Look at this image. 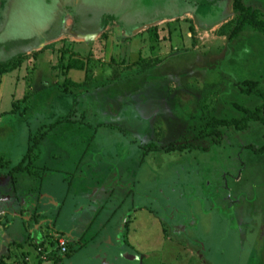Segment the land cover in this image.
<instances>
[{"label":"rangeland","instance_id":"obj_1","mask_svg":"<svg viewBox=\"0 0 264 264\" xmlns=\"http://www.w3.org/2000/svg\"><path fill=\"white\" fill-rule=\"evenodd\" d=\"M24 1L8 42L50 13ZM233 1L162 0L151 22H108L80 42L66 21L54 37L0 52V191L24 194L44 176L64 197L45 264H264V152L255 153L263 128L219 127L220 145L207 135L211 120L239 118L232 105L261 104L237 83L257 81L264 91V35L247 25L232 35ZM240 1L264 21V0ZM76 62L84 69L70 70L83 74L69 77L82 76L83 87L72 82L65 92L64 72ZM37 139L32 166L14 173ZM96 195L100 214L80 244L68 243L66 234L82 232L99 208ZM174 217L186 238L171 228Z\"/></svg>","mask_w":264,"mask_h":264},{"label":"flooded vegetation","instance_id":"obj_2","mask_svg":"<svg viewBox=\"0 0 264 264\" xmlns=\"http://www.w3.org/2000/svg\"><path fill=\"white\" fill-rule=\"evenodd\" d=\"M0 35L6 30L8 21L12 13L16 16L25 8L24 0H0ZM162 0H41L40 6L35 5V0H30V3L26 6L31 5L35 10L43 11L45 8H48L50 13L40 19L35 24L41 25V28H45L44 32L40 34L38 38H34L26 44L20 45L15 50L12 46L11 50L13 52L18 51L23 46L31 44L33 46L35 42H38L43 39L54 37L58 32L59 27L68 21V26H76L77 33L80 36L89 35L90 28L104 26L108 22H113L119 28L125 26L126 24H134L137 26L139 23L151 22V14L157 8L162 7L160 3ZM159 6V7H158ZM90 11V13H89ZM44 12V11H43ZM93 18V22L89 18ZM133 26V25H132ZM14 29V26L12 27ZM4 34V33H3ZM7 34L4 36V38ZM13 41V40H12ZM7 40L5 42H0V52L8 53L9 43ZM40 180H38L39 183ZM37 183V184H38ZM7 190L6 193L9 195H4L0 197V250L4 245L7 247V242L4 235L7 234L10 229L11 224L7 221V218L15 216L16 218H21V220H26L28 218L29 222L32 221V225L23 226V231L25 228V235L28 238L27 243L30 241L36 242L38 239H52L56 235V228L54 223V218L59 217V210L62 207L59 205L56 207L58 211L52 210L53 205L51 200L39 201V204H36L32 201L31 194H15L10 193L11 190ZM10 191V192H9ZM5 193V194H6ZM25 193V192H24ZM26 197V199H25ZM31 197V198H30ZM40 198V197H39ZM53 203V202H52ZM40 205V206H37ZM57 206V204H56ZM38 207V211L37 210ZM88 212H89V202H87ZM31 210L30 214L25 216L24 212ZM168 217V216H166ZM129 219V217H128ZM177 218H171L170 223L173 224V231L177 236H182L186 238L184 233H179L182 226H179L174 222ZM169 221V220H168ZM127 223V222H126ZM125 223V224H126ZM126 226V225H125ZM124 226V227H125ZM184 229V228H183ZM89 232V213H88V222L86 227L80 233L77 230L69 231V234L65 236L68 243L79 242V235H86L85 233ZM122 236V235H121ZM26 241V239H25ZM124 242V239H122ZM195 242V241H194ZM200 247V243L195 242ZM87 245V244H85ZM4 254V253H3ZM2 254V255H3ZM0 256V259L2 257ZM6 255V254H5ZM123 255V254H122ZM124 256V255H123Z\"/></svg>","mask_w":264,"mask_h":264},{"label":"trees","instance_id":"obj_3","mask_svg":"<svg viewBox=\"0 0 264 264\" xmlns=\"http://www.w3.org/2000/svg\"><path fill=\"white\" fill-rule=\"evenodd\" d=\"M232 9H233L234 15L236 16L235 17V27L232 32V35L235 36L246 25L249 26L252 31L261 33L262 35H264V21L259 20L258 17L256 16V13H254L250 8L244 7L241 4L240 0H234L232 4ZM97 29L99 28L91 27L89 30H90V33H93ZM13 68H10V69L7 68L6 71L9 72ZM70 69L82 70L84 69V64H82L81 62L79 63L76 62L74 64L69 65L68 68H66V70H70ZM64 74H67V72L65 71ZM64 81L65 82L63 84V88L65 89V92H66L67 90L65 87L67 84H70L71 82L67 78ZM72 85L78 86L76 84H72ZM236 85H238L237 87H239V93L257 97L261 100V104L258 107H256L254 110H249L245 107L237 106L236 104L232 105V107H234L239 112L240 114L239 118L225 119V120H220V121L211 120L208 124V129L211 130L213 133H210V134L208 133L207 135L208 136L211 134L217 135V139L213 140V143L220 145L221 133H219L218 131L219 127L220 128L230 127V128L235 129L236 131H245L248 128V125L250 123H258L263 128V134H262L263 145L260 149H257L255 153L262 154L264 152V91L260 89L257 81L253 82L252 80H248L244 82H239ZM40 142H41V139L35 140L32 147L28 149L29 151L27 152V155L24 158L25 160L22 163H20V165L12 169L14 173L24 172V170L27 169L28 165L32 166L31 165L32 163H30V161L27 165V159L30 158L32 160L36 157L35 155L32 154V150L36 148L38 150V146ZM169 147L170 146H168L165 150H169L170 149ZM45 242H46V239H40L39 241L35 243L31 242L29 244L34 249L36 260L38 261L37 264H41V261L39 259V255L36 254L37 252L36 250L38 248H41V249L44 248ZM67 254H68V251L65 254H63V256L66 258L68 257Z\"/></svg>","mask_w":264,"mask_h":264},{"label":"crops","instance_id":"obj_4","mask_svg":"<svg viewBox=\"0 0 264 264\" xmlns=\"http://www.w3.org/2000/svg\"><path fill=\"white\" fill-rule=\"evenodd\" d=\"M94 35H96V33L95 34H93V33L92 34H89L90 37H92V38L95 39V36ZM79 38H80L79 40H76L74 42H80L82 40L83 41H86V39L88 38V35H83V36L80 35ZM39 53H41V51H39ZM49 59H50V57L48 56V61L46 63H49ZM76 71L77 70H70V72L67 73L66 76L69 78V80H70L71 83L73 82L76 85H78V87H83V86H81V84H82L81 82L82 81H79L82 78V76H80V75L79 76H76L75 77V80H72V78L69 77V74H71L72 72L74 73ZM77 72L79 73L80 71H77ZM80 73H82V72H80ZM58 75H59V72H58ZM82 80H83V78H82ZM43 86H45V85H43ZM86 88L88 89L89 86H86ZM43 179H44V176H43V178L38 183V184H40V186L39 185L37 186V183H35V185H34L35 186V189L30 190L33 186L31 188H27V189H25V193L23 195L28 194V192L31 194V192L33 191L34 194H31V197H32V201L34 203L39 204V201H38L39 199H41V201L51 200V204L56 209V207H58L59 205H61V203L64 202L63 201L64 197L62 196V198L60 200H57L56 198L59 197L57 195L58 194L57 193V188L53 187L52 184L51 185H48V186L46 184L43 185L44 182H47V180L45 181ZM97 189L98 188H95V190H94V189L90 188L89 189V192H92L91 194L94 195L95 193H93V192H96ZM100 189H102V187H100ZM92 190H94V191H92ZM11 192L12 193H10V194H12V195H15L16 194V191L14 189H12ZM4 195H9V193H6L5 194V192L0 191V197H2ZM93 202L99 204V208L96 209V211L94 212L93 216L89 217L90 218L89 219V228H91V225H93V222L95 220V217L100 214V210L102 209V207L104 205V202H101L100 198L97 195L95 196V200H93ZM56 204H57V206H56ZM37 206H40V205H37ZM0 210H1V206H0ZM38 210L39 209L37 207V210L36 211H38ZM30 213H31V210H29L27 212L26 211L24 212L25 216L27 214H30ZM12 217L7 218V221H9V224H11V225H9L10 226V229L8 230L7 234L4 235L5 240H6V242H7L8 245H7V247L4 245V248H2V252L0 250V256L3 253L4 254L2 255V257L3 256H6L8 254H10V255L13 254L14 256H21L22 259L27 258L28 261L26 262V264H37L38 261L36 260V255L34 253V249L32 248V251L31 252H27V251L24 250V248L26 246L27 247H31L29 245L31 242L32 243H35V242L30 241L29 243H27L28 238L25 235V232H26L25 231V228H24V231H25L24 232L23 231V228L22 227H18V225L15 223V220L18 221L19 219L21 220V218H16L15 216L13 218ZM263 226L264 225H262L260 228L263 229ZM13 228H16V231L15 232L12 231ZM25 237H26V241H25ZM39 240L40 239H38L37 241H39ZM2 261L4 262V264H8L5 259H2Z\"/></svg>","mask_w":264,"mask_h":264},{"label":"water","instance_id":"obj_5","mask_svg":"<svg viewBox=\"0 0 264 264\" xmlns=\"http://www.w3.org/2000/svg\"><path fill=\"white\" fill-rule=\"evenodd\" d=\"M15 16V14L14 13H12L11 14V16H10V19H9V21H8V24H7V27H6V30L0 35V42H5L6 40H7V38L5 37L4 38V36L6 35V34H9V32L12 30V27H13V24H12V18ZM41 19V18H40ZM40 21V20H39ZM42 27V26H41ZM41 27H39V26H35V29H34V31L33 32H31V33H29V34H27L26 36H25V38H21V39H19V40H17V41H12L11 42V44L12 45H18V44H26V43H28V42H30L31 40H33L34 38H38L39 36H40V34L41 33H43L44 32V30H45V28H41ZM1 44V43H0ZM26 220H28V218H26ZM124 223H125V221H124ZM124 223L122 224V227H121V232H122V229H123V227H124Z\"/></svg>","mask_w":264,"mask_h":264},{"label":"built area","instance_id":"obj_6","mask_svg":"<svg viewBox=\"0 0 264 264\" xmlns=\"http://www.w3.org/2000/svg\"><path fill=\"white\" fill-rule=\"evenodd\" d=\"M56 244V248L58 249V253L63 255L66 253V241H64L63 239H59L55 242ZM37 253L39 254V259L40 261L42 262V264H45V253L42 251L41 248H38L37 250Z\"/></svg>","mask_w":264,"mask_h":264}]
</instances>
